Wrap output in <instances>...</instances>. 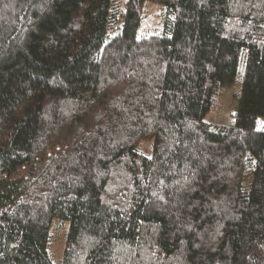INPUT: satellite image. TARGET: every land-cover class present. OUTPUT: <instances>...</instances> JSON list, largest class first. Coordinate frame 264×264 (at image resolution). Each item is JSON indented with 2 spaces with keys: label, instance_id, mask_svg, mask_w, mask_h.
<instances>
[{
  "label": "trees",
  "instance_id": "trees-1",
  "mask_svg": "<svg viewBox=\"0 0 264 264\" xmlns=\"http://www.w3.org/2000/svg\"><path fill=\"white\" fill-rule=\"evenodd\" d=\"M260 120L264 0H0V264H264Z\"/></svg>",
  "mask_w": 264,
  "mask_h": 264
},
{
  "label": "rangeland",
  "instance_id": "rangeland-1",
  "mask_svg": "<svg viewBox=\"0 0 264 264\" xmlns=\"http://www.w3.org/2000/svg\"><path fill=\"white\" fill-rule=\"evenodd\" d=\"M166 20V7L152 1H146L142 14V23L138 36L148 37L161 34L164 30ZM243 85L242 67L236 82L224 87L216 96L213 109L205 117V121L212 125L230 127L235 124L237 97ZM258 128H264V121L260 120ZM154 141H146L140 144L139 151L147 156H152ZM70 222L55 218L51 228L49 252L55 264H62L67 242Z\"/></svg>",
  "mask_w": 264,
  "mask_h": 264
}]
</instances>
